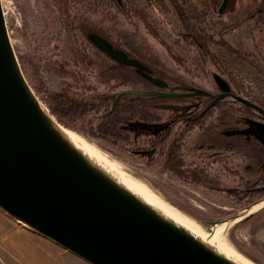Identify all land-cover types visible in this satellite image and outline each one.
<instances>
[{
    "label": "rangeland",
    "instance_id": "1",
    "mask_svg": "<svg viewBox=\"0 0 264 264\" xmlns=\"http://www.w3.org/2000/svg\"><path fill=\"white\" fill-rule=\"evenodd\" d=\"M120 1L105 0L101 2L104 6L88 1L75 5L68 14L62 0H3L19 63L37 100L49 113L45 102L52 95H79L107 109L111 98L123 91L159 90L135 69L120 66L98 49L88 39L91 34L105 38L116 49L125 51L129 58L147 67L153 78L168 84L167 92L189 93L193 88L217 95L220 91L214 75H221L230 82L235 95L264 110V77L248 62L241 59L229 62L227 74L215 61H202L194 47L179 38L182 26L172 12L166 14L155 9L151 0ZM194 1L206 13L212 30L218 31L252 16L225 34L224 39L236 49L250 54L264 69V23L258 13V9H264V0ZM129 7L144 13L157 37L138 16L125 13ZM79 47L94 60L89 71L75 63L79 59L76 56ZM122 100L117 117L124 122L118 125V130L123 132L119 133L123 137L130 138L129 141L93 136L87 127L68 129L98 147L126 175L192 218L205 231H216L228 223L225 238L230 246L255 264H264V200L250 209H241L227 195L176 176L165 169L164 161L149 165L138 149L148 148L151 137L140 134L135 140V132L123 130V125L137 123L157 122L165 126L196 102L204 104L207 98L124 96ZM243 108L233 98L219 103L204 128L188 134L184 146L186 161L207 164L215 171L230 169L253 182L264 179V131L254 124L256 120L252 117L259 113ZM103 121L100 119L98 124L102 125ZM183 125L182 121L176 123L170 140L176 138ZM115 141L118 143H113ZM237 183L234 177L228 180V185ZM27 233L38 235L0 210V264H33L35 257L39 261L46 260L49 253H53L52 264H70L69 258L80 259L61 247L56 250L53 246H45L42 241L29 243L20 252L12 236L19 234L21 240L18 241L27 243ZM57 251L66 258L57 257Z\"/></svg>",
    "mask_w": 264,
    "mask_h": 264
},
{
    "label": "water",
    "instance_id": "2",
    "mask_svg": "<svg viewBox=\"0 0 264 264\" xmlns=\"http://www.w3.org/2000/svg\"><path fill=\"white\" fill-rule=\"evenodd\" d=\"M94 45L134 67L160 90L123 91L135 97L210 96L205 90L164 91L168 84L104 38ZM220 94L258 113L256 103L231 92L214 75ZM264 131V123L255 122ZM250 209V208H249ZM0 210L32 232L89 264H233L105 176L73 149L44 114L15 52L0 0Z\"/></svg>",
    "mask_w": 264,
    "mask_h": 264
},
{
    "label": "trees",
    "instance_id": "3",
    "mask_svg": "<svg viewBox=\"0 0 264 264\" xmlns=\"http://www.w3.org/2000/svg\"><path fill=\"white\" fill-rule=\"evenodd\" d=\"M62 1L66 7L65 11L68 14L72 12L75 5L84 4L88 1L90 3L96 1L100 6L105 5V3H101L105 0ZM116 1L121 2L120 0ZM151 2H153V5L156 7L155 9L161 10L166 14L172 12V14L178 18V21L182 26V30L178 34L179 38L190 47H194V49L199 53L202 61L205 63L209 60H213L219 64L225 73L228 74L229 69L227 64L231 61L235 62L241 59L248 62L264 77V69L259 67L252 60L250 54L236 49L224 39L225 34L237 29L252 16L245 17L240 22L217 31L210 28L206 13L200 10L198 4L194 0H151ZM125 13L138 16L144 22L146 28L148 27L147 29H151L150 31L156 37L158 36V34L150 26L148 19L143 15L144 13H138L131 7L127 8ZM258 13L259 15H262V22L264 23V9H258ZM88 39L91 43H93L89 37ZM168 50L170 51V49ZM215 51H219L220 53L218 54ZM76 56H79V59L75 60L76 64H82L86 71L92 69L94 66V60L84 51L83 48H77ZM175 59L177 62L179 61L176 57ZM119 65L135 69L131 66L123 64ZM220 77L231 87L228 80L223 78L221 75ZM230 77L232 81V76ZM189 90L192 91L193 88ZM231 92L235 94L232 88ZM124 96L133 95L122 94L117 99H115V96L112 97L107 109H105L104 106L98 102L91 103L90 101H86L84 99L85 97L71 95L69 93L49 96L45 103L50 113L55 116L59 120L60 124L62 123L66 128L76 129L79 127H87L93 136H101L110 141H112V138L129 141L130 138L123 137V132L118 130V125L121 122H124L122 119H118L117 117V112L119 111L121 104L124 102L122 100ZM243 109L248 111L250 110L251 112L255 111L247 106H244ZM209 115V112L198 110L192 113L182 112L180 115H177L173 121L167 123L169 125L168 128L165 127L167 124L163 126L157 122H149L147 124L137 123L134 125H123V130L135 132V140H138L137 135L140 134L151 137L148 148L138 149L140 150L139 153L142 154L144 160H146L149 165H156L158 162L160 163L164 161L165 169L171 171L176 176L189 183L203 186L214 192L223 193L232 200H235L236 204L241 206V209H248L254 204L264 200V179H259L255 182L249 181L239 176L238 172H234L230 169L215 171L214 169L212 170L209 168L207 164L188 163L185 159L184 146L188 134L195 129L204 128ZM259 116L264 119V114L259 113ZM189 117L191 118L189 119ZM100 119L105 121L101 123L102 125H100V123L98 124ZM179 121L183 122L184 127L181 128L175 139L170 140L174 126ZM103 124H105V126ZM120 132L122 134H119ZM113 143L117 144L118 141ZM230 177L235 178L236 183L238 182L237 185H228Z\"/></svg>",
    "mask_w": 264,
    "mask_h": 264
},
{
    "label": "bare ground",
    "instance_id": "4",
    "mask_svg": "<svg viewBox=\"0 0 264 264\" xmlns=\"http://www.w3.org/2000/svg\"><path fill=\"white\" fill-rule=\"evenodd\" d=\"M40 107L44 114L55 124L57 130L65 141L105 176L119 184L122 188L137 197L161 216L189 232L206 247L210 248L231 263L255 264L253 261L235 250L230 246V243L227 242L225 234L229 228L228 223H224L220 228L218 227V230L216 231H205L202 226L196 223L192 218L165 202L162 198L142 185V183H139V181L137 182L135 178L136 181L126 175L118 165L107 155L102 153L98 147L90 143L77 132L68 129L57 122L41 104Z\"/></svg>",
    "mask_w": 264,
    "mask_h": 264
},
{
    "label": "crops",
    "instance_id": "5",
    "mask_svg": "<svg viewBox=\"0 0 264 264\" xmlns=\"http://www.w3.org/2000/svg\"><path fill=\"white\" fill-rule=\"evenodd\" d=\"M12 238H13V241H14V245L19 248L20 252L24 248L29 246V243H34V242H38V241L45 242L46 243V245L44 244L45 246H53V247H55L56 250H59V249H57V248H59L58 245H56V244H54V243H52L50 241H46L45 239L39 237L38 235L32 234V233H27V237H25L27 239L26 240L27 243L22 242V241H18V240H21V239H19L20 238L19 234L13 235ZM28 249H31V248L28 247ZM51 254H53V253H49V255L47 256V259L46 260H41V261H39V258L35 257L34 260H33L35 263L33 262V264H52V262L54 260L52 258L53 256H51ZM56 255H57V257L60 256V257L66 258L65 255L61 254L59 251L56 252ZM54 257H56V256L54 255ZM68 260H69L70 264H72V263H74V264H84L83 261H81V259H75V258L74 259H70L69 258Z\"/></svg>",
    "mask_w": 264,
    "mask_h": 264
},
{
    "label": "flooded vegetation",
    "instance_id": "6",
    "mask_svg": "<svg viewBox=\"0 0 264 264\" xmlns=\"http://www.w3.org/2000/svg\"><path fill=\"white\" fill-rule=\"evenodd\" d=\"M160 90V89H159ZM165 91V90H164ZM220 91V90H219ZM221 92H219V94H220ZM219 94H217V95H210V96H203V97H206L207 98V101L204 103V104H202V103H200V101L199 102H196L195 104H193L192 105V107L190 108V109H188L186 112H188V113H192V112H195L196 110H198V111H206V112H209L210 113V115H209V117H208V119L211 117V113H212V111L216 108V106L219 104H216L215 106H213V107H211V108H209L208 109V105L213 101V99L214 98H216ZM228 98H231L230 96H227L226 98H225V100L226 99H228ZM221 103V102H220ZM257 116V117H256ZM252 115V117H253V119H255L256 120V122H261V123H264V119L261 117V116H259V114L258 115ZM192 117V116H191ZM191 117H189V119L191 118ZM207 119V120H208ZM166 128H168L169 127V125L167 124L166 126H165ZM194 131V130H193ZM193 131H191V132H193ZM190 132V133H191Z\"/></svg>",
    "mask_w": 264,
    "mask_h": 264
}]
</instances>
